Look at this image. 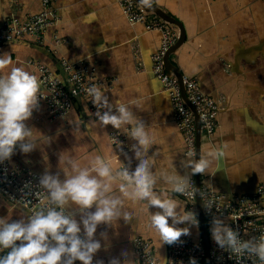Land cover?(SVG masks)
<instances>
[{
	"label": "crops",
	"instance_id": "obj_1",
	"mask_svg": "<svg viewBox=\"0 0 264 264\" xmlns=\"http://www.w3.org/2000/svg\"><path fill=\"white\" fill-rule=\"evenodd\" d=\"M146 1L181 23L185 33L184 43L165 61L166 71L178 79H197L202 92L220 107L215 132L200 138L201 159L208 161L200 173L201 184L220 195L254 193L264 184V0ZM120 2L54 0L58 21L48 28L43 45L29 38L8 41L0 44V55L7 53L13 65L25 66L38 79V65L51 67L62 76L64 60L94 64L96 77L103 83L99 87L109 102L118 99L127 104L151 137L147 155L152 159L154 190L164 198L176 199L188 210L186 201L171 191L169 178L183 176L189 178V185L196 183V174L183 167L184 162L195 158L185 155L171 99L152 73L151 56L158 51L162 34L143 24H131ZM40 10L41 0H0V25L13 18L26 21ZM165 24L180 37L181 28ZM97 111L103 109L95 106L91 112L84 99L74 98L66 119H51L46 104L39 101L25 122L32 129L36 148L22 153L16 147L11 164L28 167L40 177L47 171L63 179L72 174L69 160L83 166L101 155L118 169L116 148L109 136L123 129L101 126ZM131 143L128 136L129 149L122 155L128 163L126 156H133ZM135 162L131 159L132 165ZM124 208L131 215L127 220L121 217L114 224L98 225L95 239L101 249L94 255L93 264H109L112 257L121 264L126 259L140 264L135 255L138 238L152 241L156 264H165L167 244L158 248V236L150 226V212L156 209L149 210L146 202L129 199L124 201ZM94 210L95 206L89 211ZM69 211L80 219L74 209ZM27 216L25 209L0 195V217L14 221ZM177 227L189 229V234L180 238H201L199 221Z\"/></svg>",
	"mask_w": 264,
	"mask_h": 264
},
{
	"label": "clouds",
	"instance_id": "obj_2",
	"mask_svg": "<svg viewBox=\"0 0 264 264\" xmlns=\"http://www.w3.org/2000/svg\"><path fill=\"white\" fill-rule=\"evenodd\" d=\"M0 73H3L0 74L2 163L10 159L16 147L22 153L36 148L31 139L32 129L25 122L38 108L44 92L37 75L23 65H13L7 53L0 55ZM88 93L93 105L103 109L95 113L100 125L123 129L133 141L130 145L133 156H126L129 165L113 169L103 156L97 155L93 162L83 166L69 160L72 174L64 175L63 179L46 171L39 179V186L47 193V209L30 213L26 219L12 221L0 217V252L4 253L0 254V264H75L76 261L93 264L94 255L101 249L100 241L95 239L98 225L114 224L121 217L127 220L131 215L124 208L126 199L143 201L147 209H156L150 212V226L158 236V248L189 234L187 227L177 225L198 224L193 211L185 210L176 199L164 198L154 190L152 159L147 155L152 141L144 123L133 115L127 104L118 99L115 103L109 102L100 87L93 86ZM133 158L136 162L130 167ZM183 167L192 174L203 173L208 161L188 159ZM169 181L174 193H185L189 188L188 177H170ZM93 206L95 210L89 211ZM69 209L79 213L80 219ZM210 232L220 249L233 255H252L264 262V236L241 239L237 229L217 217L211 221ZM102 236L107 239L105 234ZM122 254H125L123 250ZM109 264H121V261L112 257ZM123 264H133V261L126 259ZM189 264L197 261L190 258Z\"/></svg>",
	"mask_w": 264,
	"mask_h": 264
},
{
	"label": "built area",
	"instance_id": "obj_3",
	"mask_svg": "<svg viewBox=\"0 0 264 264\" xmlns=\"http://www.w3.org/2000/svg\"><path fill=\"white\" fill-rule=\"evenodd\" d=\"M121 8L131 24H143L148 30H158L162 34L161 44L157 52L151 56L152 73L162 84L171 99L174 122L184 141V152L188 157L197 155V125L195 112L200 119V133L212 135L217 126L220 111L218 103L206 96L197 79L184 76L185 95L180 81L168 73L165 67V57L169 50L178 42V34L154 12L143 9L137 0H121ZM58 21V13L54 8V0H41V10L38 14L28 17L26 21L18 19L6 20L0 25V44L13 40L31 39L37 45H43L48 28ZM56 43H59L57 40ZM63 75L53 68L38 65L39 81L44 95L39 101L47 106L51 119H66L73 107V99H84L91 112L95 105L88 89L102 86L96 77L97 69L88 62L71 63L64 60L61 63ZM110 143L116 148L115 162L119 167L129 165L122 160V155L128 151V135L126 132H114L109 136ZM118 167V168H119ZM130 167L134 165L130 164ZM40 175L32 169L11 164V157L0 163V195L14 206H19L34 214L48 207L47 193L39 186ZM179 194L187 203V209L193 211L198 218L196 205V183H191L185 193ZM201 198L206 219L213 217L223 219L237 229L240 238H259L264 236V184L251 194H216L207 186H201ZM210 237V235H209ZM1 253V252H0ZM135 255L140 264H156L157 257L153 242L138 238L135 241ZM194 258L197 264H205V249L203 240L179 238L171 245L167 244L166 264H189ZM210 258L212 264H256L258 258L248 254H230L220 249L210 240Z\"/></svg>",
	"mask_w": 264,
	"mask_h": 264
},
{
	"label": "water",
	"instance_id": "obj_4",
	"mask_svg": "<svg viewBox=\"0 0 264 264\" xmlns=\"http://www.w3.org/2000/svg\"><path fill=\"white\" fill-rule=\"evenodd\" d=\"M137 3L145 10H150L152 12H154L155 14H157L164 22L173 24L178 26L179 28H181V34L179 37L178 42L169 50V52L167 53L166 57H165V61L168 59L169 55L171 52L176 51L185 41V33L183 31V27L181 25V23H179L178 21L161 14L159 11L156 10V8L152 5H150L146 0H137ZM184 76L179 79L180 84H181V88H182V92L185 95V86H184ZM195 112V118H196V125H197V155L195 157V160L201 159V153H200V138H201V133H200V119L198 114ZM201 175L200 173L196 174V205L198 207V218H199V226L201 229V238L203 240V245H204V249H205V264H212L211 263V258H210V237H209V232H208V228L206 225V217L204 214V207H203V203H202V198H201Z\"/></svg>",
	"mask_w": 264,
	"mask_h": 264
},
{
	"label": "rangeland",
	"instance_id": "obj_5",
	"mask_svg": "<svg viewBox=\"0 0 264 264\" xmlns=\"http://www.w3.org/2000/svg\"><path fill=\"white\" fill-rule=\"evenodd\" d=\"M210 227H211V222L209 223V234H210V240L213 241L212 236H211V232H210Z\"/></svg>",
	"mask_w": 264,
	"mask_h": 264
},
{
	"label": "trees",
	"instance_id": "obj_6",
	"mask_svg": "<svg viewBox=\"0 0 264 264\" xmlns=\"http://www.w3.org/2000/svg\"><path fill=\"white\" fill-rule=\"evenodd\" d=\"M209 223H210V221L208 219H206V225H207V228H208V232H209Z\"/></svg>",
	"mask_w": 264,
	"mask_h": 264
}]
</instances>
